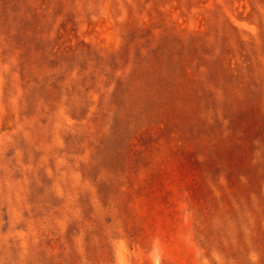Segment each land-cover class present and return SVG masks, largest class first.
Wrapping results in <instances>:
<instances>
[{
  "label": "rangeland",
  "instance_id": "obj_1",
  "mask_svg": "<svg viewBox=\"0 0 264 264\" xmlns=\"http://www.w3.org/2000/svg\"><path fill=\"white\" fill-rule=\"evenodd\" d=\"M0 264H264V0H0Z\"/></svg>",
  "mask_w": 264,
  "mask_h": 264
}]
</instances>
